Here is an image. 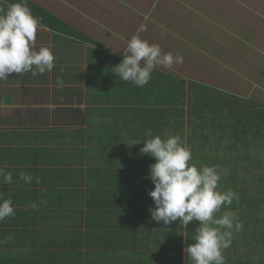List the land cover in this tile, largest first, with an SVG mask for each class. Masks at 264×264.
<instances>
[{
    "label": "trees",
    "instance_id": "trees-1",
    "mask_svg": "<svg viewBox=\"0 0 264 264\" xmlns=\"http://www.w3.org/2000/svg\"><path fill=\"white\" fill-rule=\"evenodd\" d=\"M2 1L7 6L18 2ZM27 6L43 28L96 42L35 1L27 0ZM114 59L108 58L107 65L92 74L94 84L107 90V99L88 112L90 126L72 132L74 143L87 146L95 159L73 156L67 179L58 177L60 168L55 169L42 192L21 189L17 166L8 172L11 183L1 175L0 187H8L0 190V200L11 198L14 215L0 222V264H193L184 249L193 243L199 222L165 225L154 221L149 211L155 207L149 195L155 158L140 150L149 138L146 130L161 136L167 128L190 149V164L217 168L218 191L232 190L239 197L215 213L219 218L231 210L243 225L234 232L231 247L223 250L225 264H264V107L159 70L137 87L111 71L120 63ZM116 93L118 103L132 95L129 99L138 100L132 113V151L119 150L115 142L117 117L128 114L109 105L108 98ZM115 152L123 159L121 165ZM65 172L63 167L61 175ZM39 195L41 206H34Z\"/></svg>",
    "mask_w": 264,
    "mask_h": 264
},
{
    "label": "rangeland",
    "instance_id": "rangeland-1",
    "mask_svg": "<svg viewBox=\"0 0 264 264\" xmlns=\"http://www.w3.org/2000/svg\"><path fill=\"white\" fill-rule=\"evenodd\" d=\"M33 1L55 15H73L70 20L77 23L75 29L81 36L91 35L119 58L123 59L127 41L139 33L163 52L183 58L171 68L157 66L155 70L264 107V0H116L112 5L109 0ZM120 2L128 3L133 12H124L121 22L115 20V32L107 30L112 26L107 18L116 17L117 11L114 16L109 12ZM69 9L78 13L69 14ZM142 26L145 30L139 31ZM99 63L91 60L90 71Z\"/></svg>",
    "mask_w": 264,
    "mask_h": 264
},
{
    "label": "clouds",
    "instance_id": "clouds-1",
    "mask_svg": "<svg viewBox=\"0 0 264 264\" xmlns=\"http://www.w3.org/2000/svg\"><path fill=\"white\" fill-rule=\"evenodd\" d=\"M40 24L34 17L27 0L11 3L6 9H0V81L7 80L13 73L31 72L32 75L51 72L55 67V57L48 47H36V33ZM143 26L139 31H144ZM122 61L111 68L117 77L133 83L137 87L145 86L151 73L157 66L171 68L182 63L183 58L163 52L158 44H150L139 33L127 41ZM63 78L57 77L56 87H63ZM51 107H55L52 105ZM148 139L143 141L142 154L155 158L150 165L149 178L154 189L149 192L154 201L150 208L151 218L165 225L179 220L187 226L193 220L199 222L193 243L184 251L193 264H225L223 250L231 247L234 232L242 230V223L231 210L224 211L217 218L215 213L224 206L228 208L238 195L228 190L218 191L220 174L215 166L198 168L190 164L191 151L181 141L180 136H153L151 129L145 133ZM141 142H136L139 144ZM5 183L12 182L11 173H4ZM19 178L31 183L33 176L24 171ZM39 182V178H36ZM11 198L0 200V222L14 215Z\"/></svg>",
    "mask_w": 264,
    "mask_h": 264
},
{
    "label": "crops",
    "instance_id": "crops-1",
    "mask_svg": "<svg viewBox=\"0 0 264 264\" xmlns=\"http://www.w3.org/2000/svg\"><path fill=\"white\" fill-rule=\"evenodd\" d=\"M115 2L116 0H109L108 3L112 5ZM5 4L7 3L0 0V9H6L7 5ZM131 7L135 8V6ZM69 11L71 12L69 14L78 13L71 9ZM116 11V17L106 20L112 21V26L107 30L114 32L115 20L121 22L124 12L131 14L133 12L130 11L128 3L122 2L118 3L109 14L114 16L113 13ZM56 16L74 28L78 27L77 23L70 20L73 15L64 17L58 14ZM101 22H104L103 19ZM87 36L85 37H90L89 39L96 42H87L81 37L66 36L39 28L36 33V46H45L51 50L55 57L53 70L35 76L31 72L19 75L13 73L7 80L0 81V169H3L4 173H8L11 168L17 166L16 173L18 175L21 171L31 174L33 176L31 183H25L19 178L20 187L23 190L42 192L44 182L52 180L55 169L60 168L55 173L58 177L62 176L60 178L67 179V170L73 156L84 158V155H88L91 157L87 153V146L81 147L74 143L72 132L74 129L90 126L87 123L88 112L93 108L100 107L102 102L107 99V90L103 89L105 87L102 84H94L96 81L92 80V74L97 69L100 70L106 66L108 58L120 60L117 62H121L122 58H119L91 35ZM73 39L81 42H71ZM96 45L98 48H94ZM67 55L70 56L68 61L66 60ZM91 60L100 62L92 71L89 69ZM86 62L88 66L84 67ZM58 76L62 77L64 82L63 87L60 88L56 87ZM101 95L104 99L100 98ZM133 96L125 97L122 103H118L119 93L108 98L110 106L114 108L117 106L121 108V111L128 112L124 116L121 114V117H117L118 132L115 142H118L119 150L122 151H132V143L135 139L133 131L130 133V130L133 128V109L138 107V100L129 99ZM126 100L133 102L125 104ZM52 105L55 107H51ZM168 132L169 134L165 135ZM159 134H162L163 139L165 136H171L168 128ZM91 158L95 159V157ZM116 159H119L116 162L121 165L123 159L118 156L117 152H115ZM63 167L66 172L61 175ZM50 175L53 176L50 178ZM37 177L39 182L36 180ZM0 182H3V178ZM7 187V185L0 187V190H5ZM59 188L68 189V187ZM37 202L41 206L40 195L35 197L33 205L36 206ZM152 231L154 232V229ZM162 232L164 233V230ZM2 250L3 248H0V251Z\"/></svg>",
    "mask_w": 264,
    "mask_h": 264
}]
</instances>
